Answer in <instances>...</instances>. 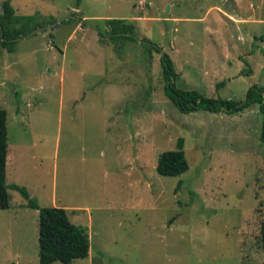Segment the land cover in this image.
I'll use <instances>...</instances> for the list:
<instances>
[{
    "label": "rangeland",
    "instance_id": "1",
    "mask_svg": "<svg viewBox=\"0 0 264 264\" xmlns=\"http://www.w3.org/2000/svg\"><path fill=\"white\" fill-rule=\"evenodd\" d=\"M11 3L18 15L59 22L14 52L0 36L7 182L41 206L70 209L90 235L88 257L52 264H264L260 105L184 113L166 93L162 60L163 51L172 57L178 88L244 101L264 87V0ZM71 15L82 20L61 22ZM109 18L135 22L136 37L163 51L108 38ZM180 137L189 170L160 174V155ZM9 194L0 264H40V214Z\"/></svg>",
    "mask_w": 264,
    "mask_h": 264
},
{
    "label": "trees",
    "instance_id": "2",
    "mask_svg": "<svg viewBox=\"0 0 264 264\" xmlns=\"http://www.w3.org/2000/svg\"><path fill=\"white\" fill-rule=\"evenodd\" d=\"M80 1V0H79ZM77 20L69 18L67 21ZM56 20H43L39 14L18 15L11 0L3 2V13L0 14L1 45L9 52L16 50L17 38L27 36L38 27L52 24ZM106 34L111 39H130L134 42L141 41L147 52L155 50L162 52L161 46L148 38L142 40L136 37L137 26L124 18H109L105 22ZM83 25H87L83 21ZM264 41V34L256 37ZM163 60V76L166 82L165 90L178 109L184 113H192L199 110L211 112L224 111L229 114L240 113L254 104H259L264 115V87L258 84L251 86L243 101L224 99L221 97H207L197 90H186L176 86L178 73L176 72L172 57L165 53ZM251 74L250 71H248ZM224 82H222L223 84ZM8 112L0 108V209L10 208L9 189L19 191L27 200L31 208L40 211V264H52L56 261L71 263L76 259L89 256L91 240L88 229L83 225L73 223L64 207L41 206L33 198L26 186L19 184L9 185L7 182L8 162ZM261 140L264 142V123ZM190 164L186 156L185 140L180 137L176 149L164 151L157 165V170L165 176H179L188 171ZM262 248L264 251V221L261 225Z\"/></svg>",
    "mask_w": 264,
    "mask_h": 264
},
{
    "label": "water",
    "instance_id": "3",
    "mask_svg": "<svg viewBox=\"0 0 264 264\" xmlns=\"http://www.w3.org/2000/svg\"><path fill=\"white\" fill-rule=\"evenodd\" d=\"M69 18L81 19V18H79V17H77V16L71 15V16H68V17L63 18V19L61 20V22L64 21V20H68ZM81 20H82V19H81ZM58 23H59V22H56L55 24H52V25H47V26H41V27H38L37 29L33 30V32H32L31 34H29L28 36L33 35V34H36V33H38V32H42V31H44V30H47V29H49V28L55 26V25L58 24ZM108 38H110V37H108ZM21 39H22V37H19V38H17L16 40L19 41V40H21ZM164 54H165V52L163 51V56H164Z\"/></svg>",
    "mask_w": 264,
    "mask_h": 264
},
{
    "label": "crops",
    "instance_id": "4",
    "mask_svg": "<svg viewBox=\"0 0 264 264\" xmlns=\"http://www.w3.org/2000/svg\"><path fill=\"white\" fill-rule=\"evenodd\" d=\"M81 22V21H80ZM25 207H29L28 205H27V203H25ZM77 208H80V207H77ZM34 209V208H33ZM65 209H67V208H65ZM70 209H67V211H69ZM73 210H75V209H73ZM78 210V209H77ZM36 213H39L40 214V211L38 210V209H36ZM37 215V214H36Z\"/></svg>",
    "mask_w": 264,
    "mask_h": 264
}]
</instances>
